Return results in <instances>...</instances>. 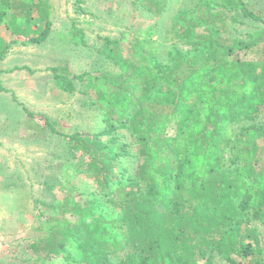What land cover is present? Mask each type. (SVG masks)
I'll use <instances>...</instances> for the list:
<instances>
[{
  "label": "trees",
  "instance_id": "1",
  "mask_svg": "<svg viewBox=\"0 0 264 264\" xmlns=\"http://www.w3.org/2000/svg\"><path fill=\"white\" fill-rule=\"evenodd\" d=\"M143 2L146 12L160 16L167 0ZM198 2L176 15L183 23L176 38L186 50L173 45L160 61L149 41H136L122 75L99 72L93 84L101 82L105 90L82 104L96 106L101 131L65 136L45 119L51 132L68 138L72 159L74 150L87 156L96 192L77 200L75 188L63 190L60 204L51 206L60 217H51V226L41 227L28 245L36 264L57 258L66 264H210L213 253L227 264H241L237 259L255 251L246 240L259 247L246 222L264 225V145L256 142H264V37L250 32L249 41H239L232 34L234 25L245 24L235 0H217L219 10L211 0ZM12 4L20 11L8 17L12 34L20 37L17 15L28 19L34 10L44 29L22 44L44 43L52 25L50 5L0 0V26ZM240 12L264 24L254 12ZM74 26L70 39L83 47V31ZM257 29L264 33V25ZM8 48L0 37V57ZM253 48L261 49L260 59L237 54ZM51 71L57 88L67 93L75 91L73 80L88 76L69 79ZM239 124L233 134L230 127Z\"/></svg>",
  "mask_w": 264,
  "mask_h": 264
},
{
  "label": "rangeland",
  "instance_id": "2",
  "mask_svg": "<svg viewBox=\"0 0 264 264\" xmlns=\"http://www.w3.org/2000/svg\"><path fill=\"white\" fill-rule=\"evenodd\" d=\"M30 1L37 3L40 0ZM44 1L50 5L52 25L48 39L41 45L22 44L44 29L45 22L39 19L37 11L33 10L28 19L17 15L15 24L20 28V37L12 34L8 24L11 13H20L14 4L6 11L0 26V37L9 45L0 57V264H36L37 255L28 250V245L39 237L41 227L51 226L50 218L58 214L51 206L60 204L63 190L75 188L77 200L84 199L81 195L90 196L96 192L93 181L87 176V156L74 150L72 159L66 144L68 138L51 132L45 119L65 136L101 131L104 123L96 106L82 104L95 100L97 90H105L101 82L93 84L99 72L105 70L122 75L127 57L133 54L131 46L136 41H149L150 46L147 45L157 48L156 57L160 61L176 44L186 50L188 46L176 38L183 24L176 15L199 3L198 0H167L164 13L153 16L140 6L145 0ZM211 1L214 10L222 8L217 0ZM235 1L238 19L245 24L234 25L237 30L232 34H236L239 41H249L245 35L250 32L263 38V31L257 27L264 24L247 20L240 9L254 12L264 21V0ZM73 24L83 31V47L70 39ZM107 39L111 41L108 46L105 44ZM253 50L251 53L238 51L237 54L248 60L260 59L261 49ZM51 69L69 79L73 75L88 76L82 82L73 80L75 91L67 93L57 88ZM180 114L185 118V111ZM241 127L239 124L230 128L234 134ZM119 132L133 143L134 138L129 132ZM256 142L259 146L264 145L262 141ZM135 165L136 161L130 169ZM246 223L251 233L260 239L259 247L253 239L246 240L255 251L237 260L241 264L264 262V225L254 220ZM53 264L66 263L57 258ZM196 264L207 263L197 260ZM210 264L227 263L213 253Z\"/></svg>",
  "mask_w": 264,
  "mask_h": 264
}]
</instances>
